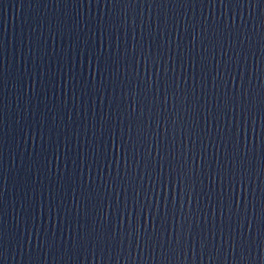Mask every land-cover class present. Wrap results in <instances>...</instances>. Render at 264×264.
I'll list each match as a JSON object with an SVG mask.
<instances>
[{
	"label": "water",
	"instance_id": "1",
	"mask_svg": "<svg viewBox=\"0 0 264 264\" xmlns=\"http://www.w3.org/2000/svg\"><path fill=\"white\" fill-rule=\"evenodd\" d=\"M0 264H264V0H0Z\"/></svg>",
	"mask_w": 264,
	"mask_h": 264
}]
</instances>
